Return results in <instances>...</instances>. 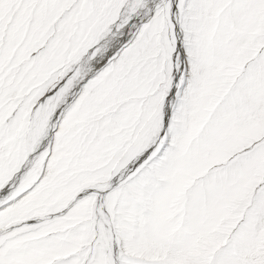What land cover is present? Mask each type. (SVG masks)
<instances>
[{"label": "snow or ice", "instance_id": "snow-or-ice-1", "mask_svg": "<svg viewBox=\"0 0 264 264\" xmlns=\"http://www.w3.org/2000/svg\"><path fill=\"white\" fill-rule=\"evenodd\" d=\"M0 264H264V0H0Z\"/></svg>", "mask_w": 264, "mask_h": 264}]
</instances>
